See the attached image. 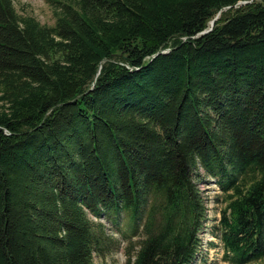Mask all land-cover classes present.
<instances>
[{
    "label": "trees",
    "instance_id": "1",
    "mask_svg": "<svg viewBox=\"0 0 264 264\" xmlns=\"http://www.w3.org/2000/svg\"><path fill=\"white\" fill-rule=\"evenodd\" d=\"M47 1L0 0V264L102 261L90 216L125 264H195L207 177L223 258L263 259L264 0Z\"/></svg>",
    "mask_w": 264,
    "mask_h": 264
},
{
    "label": "rangeland",
    "instance_id": "2",
    "mask_svg": "<svg viewBox=\"0 0 264 264\" xmlns=\"http://www.w3.org/2000/svg\"><path fill=\"white\" fill-rule=\"evenodd\" d=\"M251 1V0H249ZM247 1L238 2V5L244 4ZM15 7L19 14H29L34 16L41 24L53 25L54 15L51 5L47 0H15ZM165 50V49H164ZM168 52V51H167ZM98 73V72H97ZM206 182L200 183L199 187L202 190L203 197L205 198L208 220L204 230L200 233L201 245L197 251V258L195 264H232L223 258V248L220 244L218 237L214 236L211 232L213 223L220 217V211L224 206L222 201L223 193L217 186L213 177H207ZM218 198V200H217ZM93 220L101 221L106 228V232L119 240L117 248H111L106 252L102 261L95 257L96 264H125V247L127 239L111 225V223L103 216L101 218H94ZM126 218V217H125ZM122 219L121 229L124 230L126 219ZM137 238H133L136 240ZM212 242L213 244H211ZM248 264H264V258L251 262Z\"/></svg>",
    "mask_w": 264,
    "mask_h": 264
},
{
    "label": "water",
    "instance_id": "3",
    "mask_svg": "<svg viewBox=\"0 0 264 264\" xmlns=\"http://www.w3.org/2000/svg\"><path fill=\"white\" fill-rule=\"evenodd\" d=\"M219 13L220 12H218L217 13V15L209 22V24H210V27L208 28V29H205V30H203L201 33H206V32H208L209 30H211V27L213 26V24H214V21L218 18V16H219ZM170 50V48H166L164 51H162V52H167V51H169Z\"/></svg>",
    "mask_w": 264,
    "mask_h": 264
},
{
    "label": "bare ground",
    "instance_id": "4",
    "mask_svg": "<svg viewBox=\"0 0 264 264\" xmlns=\"http://www.w3.org/2000/svg\"><path fill=\"white\" fill-rule=\"evenodd\" d=\"M164 51V50H163Z\"/></svg>",
    "mask_w": 264,
    "mask_h": 264
}]
</instances>
